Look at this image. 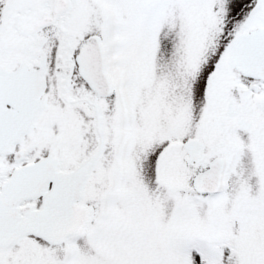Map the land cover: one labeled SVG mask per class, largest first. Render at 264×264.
Instances as JSON below:
<instances>
[{
  "label": "snow or ice",
  "instance_id": "1",
  "mask_svg": "<svg viewBox=\"0 0 264 264\" xmlns=\"http://www.w3.org/2000/svg\"><path fill=\"white\" fill-rule=\"evenodd\" d=\"M0 264H264V0H0Z\"/></svg>",
  "mask_w": 264,
  "mask_h": 264
}]
</instances>
